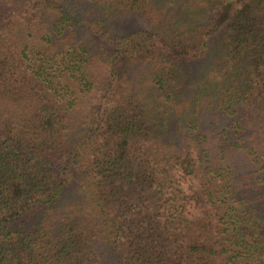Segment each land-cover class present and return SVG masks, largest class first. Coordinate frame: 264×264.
Segmentation results:
<instances>
[{
	"label": "trees",
	"instance_id": "1",
	"mask_svg": "<svg viewBox=\"0 0 264 264\" xmlns=\"http://www.w3.org/2000/svg\"><path fill=\"white\" fill-rule=\"evenodd\" d=\"M0 264H264V0H0Z\"/></svg>",
	"mask_w": 264,
	"mask_h": 264
},
{
	"label": "rangeland",
	"instance_id": "2",
	"mask_svg": "<svg viewBox=\"0 0 264 264\" xmlns=\"http://www.w3.org/2000/svg\"><path fill=\"white\" fill-rule=\"evenodd\" d=\"M142 21H138L136 18L131 16H124L121 18L114 19V30L117 32L128 31L133 28L144 26Z\"/></svg>",
	"mask_w": 264,
	"mask_h": 264
}]
</instances>
